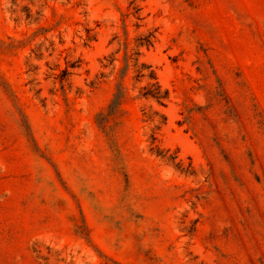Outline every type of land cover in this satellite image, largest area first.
I'll list each match as a JSON object with an SVG mask.
<instances>
[{"label":"rangeland","instance_id":"rangeland-1","mask_svg":"<svg viewBox=\"0 0 264 264\" xmlns=\"http://www.w3.org/2000/svg\"><path fill=\"white\" fill-rule=\"evenodd\" d=\"M0 264H264V0H0Z\"/></svg>","mask_w":264,"mask_h":264},{"label":"trees","instance_id":"trees-1","mask_svg":"<svg viewBox=\"0 0 264 264\" xmlns=\"http://www.w3.org/2000/svg\"><path fill=\"white\" fill-rule=\"evenodd\" d=\"M153 86V89L147 90L143 94L149 95L159 101V103L163 104L164 99L167 97V91H161L160 85L157 83H155Z\"/></svg>","mask_w":264,"mask_h":264}]
</instances>
